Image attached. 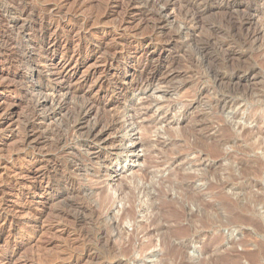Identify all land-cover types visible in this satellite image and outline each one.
Instances as JSON below:
<instances>
[{
	"label": "rangeland",
	"instance_id": "374dc122",
	"mask_svg": "<svg viewBox=\"0 0 264 264\" xmlns=\"http://www.w3.org/2000/svg\"><path fill=\"white\" fill-rule=\"evenodd\" d=\"M51 1L26 0L32 10ZM177 1L179 15L160 37H174L176 83L126 99L115 134L119 150L102 164L88 161L81 150L72 154L71 142L54 149L37 141L46 130L64 131L70 105L22 138L27 80L17 59L8 64L0 56V264H264V0ZM121 12L114 7L83 45L96 47L105 37L103 47L124 42L141 49L125 36L133 31L142 38L149 26L134 20L123 32ZM62 22L64 29L72 25ZM9 29L4 25L0 32ZM71 37L59 38L52 63L68 42L81 44L75 33ZM102 52L73 58L75 78L88 77L92 85L103 71ZM74 162L88 172H77ZM69 181L85 193L70 197ZM188 194L194 203L183 199ZM76 200L92 202L99 217L74 218L67 206ZM151 202L181 209L179 224L191 223L187 235H173L174 224L162 220L169 209H150ZM125 209L131 217L119 221ZM155 214L162 217L152 223ZM160 226L165 230L157 232ZM103 229L107 233L100 235ZM166 234L163 247L160 236Z\"/></svg>",
	"mask_w": 264,
	"mask_h": 264
},
{
	"label": "bare ground",
	"instance_id": "6f19581e",
	"mask_svg": "<svg viewBox=\"0 0 264 264\" xmlns=\"http://www.w3.org/2000/svg\"><path fill=\"white\" fill-rule=\"evenodd\" d=\"M102 1L103 2H100V7L102 11L98 13V11H96L94 8V5H96L95 3L97 2V0H52L51 2L42 4L35 10L34 9L32 10V8L30 9L28 7L29 4H27L26 0H20V1L0 0V28H2L4 25L7 26L9 25L10 28L8 31L0 32V56L1 58L4 57L5 58V59L3 58L4 61L7 62L8 64L13 63L12 61L13 60L16 61L15 59H17V63L19 65L18 70H20L19 71L20 76L25 78V80H27V84L25 86L24 92L27 95L26 97L28 98V101H26L25 103L27 104V109L25 108L26 115L24 114L25 119L21 127L22 136H23L22 138L27 140V138L31 137V134H33L35 130L43 126L41 125L40 127L37 126V124L39 123L45 125L46 123L50 124L51 122H53V119L57 116V114L58 113L60 114V112L63 111L64 105H68V106L70 105L68 111L65 110L68 115L63 127L64 131L55 132V130H52L51 127L50 128L51 131L46 130L42 132V134L39 135L37 141L42 144L44 143L46 145L49 144L50 147L52 145L54 149L67 147L71 142L72 147L69 148V150L72 151V154L78 156L79 154H77V152L81 150L83 154L82 156H86L87 160L93 161L94 164L104 163V161L108 157L107 156L108 153L111 152L116 153L119 150L117 144L120 142V140L115 134L117 131H119L122 128L120 117L122 116V113L124 111L123 104L124 102H126V99L129 96L134 95L136 92H141L146 89H154V90L160 88L171 89L173 88L172 85L174 80L177 79L176 72L174 71L173 68L174 63L176 62L175 61L176 57L172 56L171 54V49L174 43L172 39L174 37L172 36L173 38H171L167 36L169 37V39L167 38V40L164 41L160 37L164 36L163 34L165 33L164 29H166V26L167 25L171 26V23L176 19L177 15H179L177 14V9H179L178 8L179 6H177V9L175 8L178 1L177 0H102ZM98 3L97 6L99 5ZM113 6L116 8H120L122 10L121 13L123 17L122 19L120 18L121 19L120 29H122L123 32H127L125 30L127 26L124 25H127L128 23H131L134 20H138L139 23L141 22L149 26L150 30L149 33L146 34L147 36L145 35L142 38H137L135 32L133 31L127 33L125 36L131 39H135L136 42H138V45L141 46V49H139V47L132 48L129 47L128 45H124L123 44L124 42L115 43L111 47H103L104 45L103 41L105 37L99 38L101 43H99V45L96 47H92V46L86 47L85 45H83V43H85L87 38L94 33L93 30L96 29L100 25V23H103L102 20L108 17L110 13H112V10L114 8ZM66 7H68V10L64 12L66 10L65 9ZM96 8H99V6ZM96 14H98L97 17ZM61 21L71 22L72 25L70 28L64 29L60 25ZM195 21H197V19ZM187 26L189 27V25ZM47 32H51L52 36H46ZM74 33L77 37V41L81 42V44L79 43L80 45H78V43L77 44L75 43L76 45L75 44L73 45L71 44V42H68L66 47L59 52L60 56L58 57V61L56 63H52L54 61V60L52 61L53 59L52 54L53 52L56 53V51H58L59 38L63 37L67 41V39H69ZM100 51H103L102 54L100 53L101 56H103L102 63L100 62L101 64H103L102 66L103 71L96 79H94L95 81L93 82V84L88 85L89 84L88 77L82 79L81 78L76 79L75 77L78 69L70 65L71 60L77 57L80 58L82 55L85 54L86 56H89L90 54L94 55L95 53H99ZM47 53L51 55L47 56ZM114 65L120 68L117 72L110 71ZM15 68H17V66ZM104 85H109V88L108 90L105 91L104 94H102L99 92V89H101ZM27 98L25 100H27ZM59 101H61L62 103L60 104ZM58 126L59 125H57V127ZM50 139H52L53 141L51 142ZM79 153L81 154V152ZM71 166L77 172H82V171L88 172L85 169H83V167H81L80 163L78 164L77 162H74L72 163ZM70 171H72V169ZM89 174L95 175L94 173H91V171ZM65 180L67 182V179ZM69 185H71V187L69 188L70 197L75 198L80 194L82 195L85 193L84 189H75L73 187V183L71 184V181H69ZM163 191L162 193H164ZM157 192L159 191L157 190ZM183 199L187 203H194L195 201V199L191 197L189 194L185 195ZM83 201L76 200L75 203L71 202L67 206L69 211L72 213L73 217L77 219L89 215L91 217V220L93 217L96 218L99 217V212L97 207L95 208L92 205L93 204L92 202H88V201L83 202ZM200 202L202 201L200 200ZM159 204H157L159 206L154 207L153 202H151L150 205H148V207L150 209L153 208L158 211H160V209H164V211L165 209L167 210L169 209L168 210L169 214H167L166 218L164 217L162 220H164V222L167 224L169 223L174 224V227H170L172 229L169 228L170 232H172L173 235L186 236L191 223L189 222L187 226H182L179 224L180 220H182L183 217L180 211L181 209L173 208L171 205H169L170 203H166V202L165 203L160 202ZM205 206L207 205L205 204ZM131 210L134 211L132 208ZM183 212L185 214V211ZM194 216L195 215H193V217ZM127 217H131V211L129 209L128 210L125 209L122 212L119 221H125L124 219ZM161 217L162 216H158L155 214L152 223L158 221ZM99 222L101 223L102 221ZM94 227L93 229H95L96 231V228ZM164 227L163 226L157 227L156 231L161 232L163 231ZM202 231L203 230H201V232ZM103 233H107L106 229L100 231V235ZM160 237H161V242H160L161 245L163 247H166L169 243L168 234H166L163 237L162 236ZM97 248L99 247L97 246ZM169 252L175 254L176 250L171 249ZM97 257L95 255V258Z\"/></svg>",
	"mask_w": 264,
	"mask_h": 264
}]
</instances>
